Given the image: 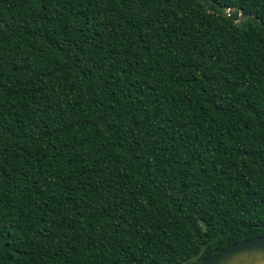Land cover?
<instances>
[{"label": "trees", "instance_id": "16d2710c", "mask_svg": "<svg viewBox=\"0 0 264 264\" xmlns=\"http://www.w3.org/2000/svg\"><path fill=\"white\" fill-rule=\"evenodd\" d=\"M259 236L264 0H0V264Z\"/></svg>", "mask_w": 264, "mask_h": 264}, {"label": "water", "instance_id": "95a60500", "mask_svg": "<svg viewBox=\"0 0 264 264\" xmlns=\"http://www.w3.org/2000/svg\"><path fill=\"white\" fill-rule=\"evenodd\" d=\"M234 12L235 8H232L229 14ZM200 264H264V236L238 241Z\"/></svg>", "mask_w": 264, "mask_h": 264}]
</instances>
